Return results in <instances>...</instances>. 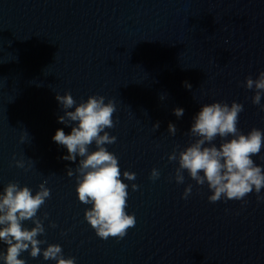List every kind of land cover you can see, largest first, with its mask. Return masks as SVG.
Listing matches in <instances>:
<instances>
[{
    "label": "water",
    "instance_id": "water-1",
    "mask_svg": "<svg viewBox=\"0 0 264 264\" xmlns=\"http://www.w3.org/2000/svg\"><path fill=\"white\" fill-rule=\"evenodd\" d=\"M261 72L264 0H0V194L12 182L35 195L47 181L50 198L37 213L41 253L59 245L75 264H264V200L253 191L210 203L207 183L196 185L184 171L177 184L178 159H168L195 142L189 130L204 105L242 104L238 130L264 132V94L254 105L255 90L244 86ZM66 93L77 105L94 95L115 103V127L105 131L116 142L104 147L119 160L126 211L136 220L123 239H100L87 223L91 205L76 193L81 158L62 159L67 149L53 141L58 129L71 132L58 122L64 112L55 97ZM262 158L264 148L253 157L264 168ZM21 160L24 168L16 166ZM124 171L136 178L124 180ZM6 247L0 242V251ZM19 258L56 264L30 251Z\"/></svg>",
    "mask_w": 264,
    "mask_h": 264
},
{
    "label": "clouds",
    "instance_id": "clouds-1",
    "mask_svg": "<svg viewBox=\"0 0 264 264\" xmlns=\"http://www.w3.org/2000/svg\"><path fill=\"white\" fill-rule=\"evenodd\" d=\"M244 86L248 90H255L252 103L259 106L264 94V72L256 80L247 77ZM185 87L191 90V85L187 82ZM55 98L64 112L58 122L71 127V132L66 135L63 129H58L53 141L66 147L68 154L62 159L76 163L77 158H81L75 169L76 193L82 204L91 205L85 211V220L100 239H123L128 230L135 227L136 220L134 215H129L126 211L128 185L121 179L119 160L104 147L116 142V137L105 131L115 127L112 119L117 110L115 103L112 100L105 103V97L97 95L90 96L86 102L78 105L71 93L56 95ZM73 108L74 111H69ZM243 110V105L236 102L230 107L225 103H212L200 108L193 117L189 130V135L197 139L180 151L178 157L175 151L168 157L170 162L178 159L179 167L175 172L177 184L184 183L183 173L187 171L196 185L203 186L207 183L212 192L208 197L210 203L221 199L244 200L253 191L257 194L258 202L264 200L259 195L261 189H264V168L256 165L253 160L264 148V132L253 128L244 135L238 130L237 124ZM261 111H264V106H261ZM173 114L180 118L184 115V109L176 108ZM153 128L157 130L159 122ZM168 132L175 135L176 126L169 123ZM229 136L233 138L228 140ZM217 137L221 139L219 147L213 143ZM93 143L96 150L89 152ZM206 144L210 146L206 147ZM16 166L24 168L23 160L17 161ZM67 175H73L71 168L67 170ZM159 176V171L153 169L149 179L156 181ZM135 178V173L123 172L124 180L132 181ZM46 183L47 181L40 184L39 190L33 195L29 187L10 182L0 194V242L7 246L6 252L0 251V261L3 264H26L24 259L19 258L26 251H30L32 258L42 254L45 261L75 264L74 257H63L59 245H49L41 253L40 246L46 241L37 237L43 235L45 229L43 221L37 218V213L50 198ZM137 188V185H132L133 191ZM191 192L192 185L189 184L182 199H187ZM44 219H47L46 213ZM29 220L35 225L30 230L23 226ZM50 226L55 227L54 224Z\"/></svg>",
    "mask_w": 264,
    "mask_h": 264
}]
</instances>
